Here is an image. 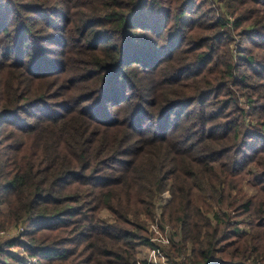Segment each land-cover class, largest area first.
<instances>
[{
  "label": "trees",
  "instance_id": "trees-1",
  "mask_svg": "<svg viewBox=\"0 0 264 264\" xmlns=\"http://www.w3.org/2000/svg\"><path fill=\"white\" fill-rule=\"evenodd\" d=\"M221 1L0 0V264H137L167 189L174 264H264V0Z\"/></svg>",
  "mask_w": 264,
  "mask_h": 264
},
{
  "label": "rangeland",
  "instance_id": "rangeland-1",
  "mask_svg": "<svg viewBox=\"0 0 264 264\" xmlns=\"http://www.w3.org/2000/svg\"><path fill=\"white\" fill-rule=\"evenodd\" d=\"M178 1V4L182 3L184 0H176ZM162 6H167L166 3L162 2L161 4ZM196 5V6H195ZM190 7L194 8L195 10L198 9H202V10H207L209 9L210 11L208 12V14L211 15L212 18H217V17H221L220 13L223 12L225 13L224 9L225 6L222 3L221 0H193L192 4L189 5ZM202 17H205L204 14H200ZM226 15L228 20L225 22V24L229 27L230 30V34L232 37L233 41H230L229 44V49H230V53L232 54L233 59H236V48L237 45L240 43V37L238 35H236V31L233 30V27L231 26V19L232 17L227 13L226 11ZM183 19H188V16L183 17ZM242 27L247 28V26H249L248 22L242 23L241 24ZM196 36L198 37L199 34H196ZM189 37L193 38L195 37V33L192 32L189 34ZM247 45V44H245ZM182 58H184V56H182ZM239 103L241 106L245 107L246 104V100L244 97H240L239 99ZM243 189L245 191L246 194H252L254 192L253 188H251L250 186H248L247 184H244ZM208 196V193H207ZM171 197L169 190L167 189L160 198H158L156 205H155V218L154 220H152L151 222L147 223V230H148V238L151 239L156 236L152 231H151V226L153 225H157V229L159 228V230L162 232V236L164 237L165 235L168 236L170 235L171 232V227L164 225L160 222V208L161 206L166 202V200H169V198ZM100 216L103 218H109V214L107 213V211L102 210V212L100 213ZM5 229V230H4ZM4 229H0V241H4V240H8L11 237H15L17 235H19V230H17V228L15 226H10ZM166 245H162L161 246V250L163 253H166L165 248ZM149 246H144V247H138L137 248V254H138V263L139 264H143L142 260H145V264H146V260L148 257V250H149ZM164 248V249H163ZM12 252H14L15 254H18L19 256H26V254L18 247L16 246H12L11 247ZM169 261L174 264L172 262V260L168 257ZM36 263V260L30 258V261L27 262V264H34ZM137 263V264H138Z\"/></svg>",
  "mask_w": 264,
  "mask_h": 264
},
{
  "label": "built area",
  "instance_id": "built-area-1",
  "mask_svg": "<svg viewBox=\"0 0 264 264\" xmlns=\"http://www.w3.org/2000/svg\"><path fill=\"white\" fill-rule=\"evenodd\" d=\"M151 231L156 235L151 239V246L148 250V257L146 264H172L165 253L162 252L161 246L166 245L169 242L167 235L162 236V232L157 229V225L151 226ZM150 241V239H149ZM139 264V263H138Z\"/></svg>",
  "mask_w": 264,
  "mask_h": 264
}]
</instances>
